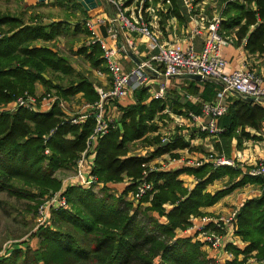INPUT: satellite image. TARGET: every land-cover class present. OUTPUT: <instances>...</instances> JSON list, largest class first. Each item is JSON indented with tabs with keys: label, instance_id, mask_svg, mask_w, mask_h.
<instances>
[{
	"label": "trees",
	"instance_id": "16d2710c",
	"mask_svg": "<svg viewBox=\"0 0 264 264\" xmlns=\"http://www.w3.org/2000/svg\"><path fill=\"white\" fill-rule=\"evenodd\" d=\"M218 1L223 36L234 35L238 44L246 40L245 50L249 54L264 55V0ZM54 2L57 6L67 2L77 5L76 0ZM171 3L172 7L163 15V24L172 17L178 19L179 25L186 23L181 1ZM79 31L76 27L73 33ZM71 32L63 21L45 24L41 17H33L26 22L23 16L0 11V105H8L26 94L34 95L38 83L54 87L62 99L82 94L91 104L100 100L92 81L50 45ZM77 53L84 55L92 68L107 72L99 45L82 47ZM47 75L66 84L53 85ZM204 82L219 92L222 89L215 83ZM238 97L220 119V127L227 128L228 137L245 125L259 128L264 119L262 107ZM116 103L120 119L115 128L99 138L96 147L93 174L103 187L97 193L69 187L65 193L69 210L54 212L51 226L35 231L39 248L23 251L14 244L0 264H216L200 241L180 238L178 231L189 229L194 218L205 215L204 209L245 184H264L263 178L245 175L236 182L241 175L239 170L211 163L151 171L150 163L159 156L170 153L180 159L173 152L200 149L192 148L182 137L163 142L160 124L166 119L170 121V117L165 113V102L152 98L147 88L134 91L131 104ZM189 109L200 114L202 104ZM94 126L91 117L84 123L72 124L59 102L47 112L22 108L14 113H0V195L30 200L35 203L32 209L36 213L46 197L60 190L62 180L58 173L74 171ZM152 134L157 135L151 137ZM137 142L156 149L148 156L132 155L131 146ZM145 171H150L146 179L154 188L136 202L129 196L134 194ZM183 174L197 179L192 189L181 180ZM225 177L229 178L226 188L214 193L207 191ZM125 180L128 184L119 194L113 186ZM234 233L243 245H227L234 259L225 264H249L251 258L264 260V192L239 208Z\"/></svg>",
	"mask_w": 264,
	"mask_h": 264
},
{
	"label": "built area",
	"instance_id": "2783aa9c",
	"mask_svg": "<svg viewBox=\"0 0 264 264\" xmlns=\"http://www.w3.org/2000/svg\"><path fill=\"white\" fill-rule=\"evenodd\" d=\"M99 1V0H96ZM101 5L91 10L93 15L87 21V28L94 41L93 45H99L103 51L102 58L111 78L110 87L97 88L100 100L97 103L85 104L79 110L78 115L68 116L74 125L84 123L88 118H94L93 133L88 138L86 149L77 160L73 174L66 178L59 191L45 198L38 208L36 215L37 231L43 227H49L52 223V214L59 210H69L70 206L65 197L67 189L71 186L91 189L99 192L103 187L98 178L93 174L94 164L87 166L89 158L96 157L97 142L100 137L106 135L110 129L115 128L116 120L110 116L107 110L109 102L116 101L128 105L133 101L134 91L140 88H148L153 75L161 74L166 79L177 76H200L204 81H209L221 86V92L214 102L202 104L200 114L190 113V117L197 125V131L217 137L222 133L219 120L228 113L229 104L226 95L236 94L243 99L253 98L255 102L264 98L262 88L263 78L245 68L227 73V59L222 50L232 45V38L225 37L221 33L222 12H218L211 18L208 16V0H181L188 17L193 20L190 38L201 37L206 33L203 48L197 52L193 45L183 48L180 44H173L163 40L162 33L155 29V25L161 21L160 13H167L172 7L171 0H100ZM45 2H48L46 0ZM148 4V6H147ZM111 7V8H110ZM107 8L113 10V16H105ZM110 11V10H109ZM150 17L151 19H148ZM106 30V36L103 30ZM134 34H139L147 40L148 58L139 63H134L127 69L120 61L121 55H129L137 50V41ZM99 76L103 73L97 71ZM163 88L158 95L162 96ZM59 99L51 94H26L17 98L8 105H0V113H14L19 109H27L31 112H47ZM163 142L167 143L166 139ZM49 151H46L48 154ZM95 161V160H94ZM214 166H233L231 160L225 158L200 159V160H176L162 167H150L151 171H166L172 164L199 167L205 163ZM139 182L132 199L141 201L153 191V184L147 182V175ZM248 175L264 179V156L260 163L252 168ZM264 188L255 191L259 197ZM238 211H234L228 217L203 216L198 220H192V226L184 232H193L194 239L200 241L208 249L210 257L216 264H225L233 260L234 256L228 251L227 245L234 233V221ZM230 239V240H229ZM242 244V243H240ZM12 247L5 245L0 247V260L9 255ZM213 253V255H211ZM249 264H264V260L255 258L248 260Z\"/></svg>",
	"mask_w": 264,
	"mask_h": 264
},
{
	"label": "crops",
	"instance_id": "0c3cea01",
	"mask_svg": "<svg viewBox=\"0 0 264 264\" xmlns=\"http://www.w3.org/2000/svg\"><path fill=\"white\" fill-rule=\"evenodd\" d=\"M207 5L208 7L210 6L209 0L207 1ZM181 9L183 15L188 20L186 23L179 25L178 19L176 17H172L168 19L165 24H163V15H166L167 13H160L158 11V14L161 16V21L159 24L155 25V29L162 33L161 38L163 40L170 41V43L173 44H180L183 48L187 47L188 45H193L195 50L197 52H200L203 48L206 33H204V35L201 37H195L191 39L190 31L193 27L194 22L192 18L188 17V15L186 14L182 2ZM105 16L113 15L108 9L107 12H105ZM148 19L151 18L148 17ZM101 30H103V35L106 36V30L103 28ZM134 36L135 40L137 41L136 43L138 47L137 50H134V56L137 61L146 60L149 56L146 49L147 40L139 34H134ZM230 38H232L233 41L232 45L222 50L224 58L228 61L226 72L232 73L243 68L252 71L263 78L262 88L264 89V55L260 56L258 54H249L245 50L246 40L238 44L237 39L234 37V35H232ZM120 61L122 62V64L124 63V66H126L127 69H130V67H132L134 63H137L132 59L131 56L128 55H121ZM105 75L107 74H103L101 77H104ZM102 82L103 85L108 84V81L106 79H102ZM162 88L164 93L162 94V96H159L158 93ZM147 89L152 98H160L165 102V113L170 117V122L174 124V138L182 137L191 143L192 148L200 149L193 151H190L188 149L177 150L173 153L178 154L180 156V159L176 160H200L218 158L231 160L234 165L227 167H233L241 172V175L236 179V182L241 180L245 175H248V172L260 163L261 159L264 156V119L262 120L259 128L245 125L244 128H238L233 134L230 135L231 137H228L229 134L226 133L227 128L222 125V133L217 137L202 135L197 131V125L190 117V113L195 112L190 110L189 107L195 109L198 108L201 104L205 103V101L207 100H211L213 102L216 101L221 92H219L217 88L212 89L207 87L203 79L197 78L195 76H177L171 79H166L159 73L153 75ZM225 99L227 103L231 105L235 101L239 100V97L236 94H228L226 95ZM255 104L264 109V98L255 102ZM121 105L123 106L124 104ZM112 112L113 114H111ZM108 113L110 116L114 117L116 121L120 119L121 113L116 102H112L110 105H108ZM174 138L172 137V140ZM141 148L147 150V152L145 151L141 154H134L131 152V154L148 156L156 149L155 146L145 145H143V147ZM174 159L175 158L172 157V154H164L155 158L149 166L152 167L153 164L156 163H161V165H165L166 163L169 164ZM94 160V157L89 158V162L86 163L89 164L87 166H92L94 164ZM182 167L183 165L179 163L172 164V166H170L168 170L180 169ZM72 174L73 172L63 170L58 173V176L63 182ZM180 178L184 182L185 186L189 189H192L197 183V179L194 176L183 174L180 176ZM127 184L128 180H125L124 183L115 185L113 186V188L120 194L124 191ZM227 184L228 177L222 178L216 181L214 184L210 185L207 188V191L214 193L215 191L226 188ZM262 188H264V184L261 185L257 183H247L223 198L213 207L204 209V216L228 217L232 215L234 211H238L246 200L256 198L257 196L254 195V192L260 191ZM129 199H132V195L129 196ZM198 218L200 217L194 219L198 220ZM177 236L180 238H194L192 231H178ZM230 239L231 241L229 242V244H234L237 246L243 245L240 239L235 235H232ZM205 249L209 253L208 249ZM211 255H213V253H211ZM240 259H242L241 256Z\"/></svg>",
	"mask_w": 264,
	"mask_h": 264
},
{
	"label": "rangeland",
	"instance_id": "374dc122",
	"mask_svg": "<svg viewBox=\"0 0 264 264\" xmlns=\"http://www.w3.org/2000/svg\"><path fill=\"white\" fill-rule=\"evenodd\" d=\"M76 2L77 5L76 3L67 2L64 6H57L54 0H48V2H44L45 4H41L39 0H0V11L23 16L26 22H30L33 17H41L42 23L45 24L59 21L65 22L70 26L72 32L66 37H60L56 42L50 45L56 48L61 55L67 56L74 68L84 73L89 80L92 81L95 89L104 88L107 90L111 85V78L108 75L104 77L99 76L97 74L99 70L92 68L84 55L77 53L82 47H90V45H93L94 39L86 24L93 13L91 10L87 11L78 0H76ZM209 2L211 7L209 6L208 16L211 18L221 11V4L218 0H209ZM110 8H107V10L109 9L112 13L113 10ZM76 27H79L80 31L74 34L73 31ZM102 73L108 74V71ZM47 77L53 85L66 84L65 81L58 80L52 75H47ZM102 79H106L108 84L103 85ZM56 91L54 87L38 83L34 94H51L58 97L59 100L57 102H59V107L67 116L78 115L82 106L89 103L82 94L72 97L70 100H66L59 97ZM111 114H113V112ZM165 121L166 122L160 124L162 128L159 131V135L162 139L164 138L170 141L172 137L174 138V124L168 119ZM156 135L157 134H152L151 137H155ZM143 145L144 144L141 142L135 143V145L131 146V152L134 154L147 152V150L141 148ZM162 166L163 164L156 163L153 164L152 167L158 168ZM0 201V247L5 245L14 247V244H17L23 251L38 249L39 239L34 237L36 233L35 218L38 209L36 213L32 209L35 203L27 199L17 200L15 198H10L6 194L0 195Z\"/></svg>",
	"mask_w": 264,
	"mask_h": 264
},
{
	"label": "water",
	"instance_id": "95a60500",
	"mask_svg": "<svg viewBox=\"0 0 264 264\" xmlns=\"http://www.w3.org/2000/svg\"><path fill=\"white\" fill-rule=\"evenodd\" d=\"M40 2H45L46 0H39ZM81 5L87 10H94L96 9L99 5H101V1H96V0H78ZM129 55L132 57L133 60H135L137 63H139V61H137V59L135 58V56L133 55V53H129ZM197 78L202 79L200 76H195ZM248 100H252L255 101L253 98H248Z\"/></svg>",
	"mask_w": 264,
	"mask_h": 264
}]
</instances>
